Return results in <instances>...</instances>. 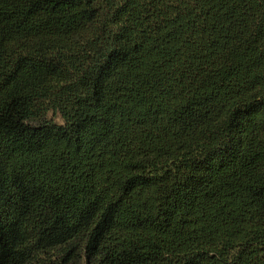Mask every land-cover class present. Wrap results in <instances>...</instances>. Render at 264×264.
Instances as JSON below:
<instances>
[{
    "label": "trees",
    "instance_id": "obj_1",
    "mask_svg": "<svg viewBox=\"0 0 264 264\" xmlns=\"http://www.w3.org/2000/svg\"><path fill=\"white\" fill-rule=\"evenodd\" d=\"M0 264H264V0H0Z\"/></svg>",
    "mask_w": 264,
    "mask_h": 264
}]
</instances>
